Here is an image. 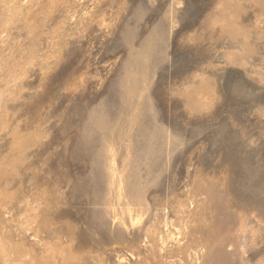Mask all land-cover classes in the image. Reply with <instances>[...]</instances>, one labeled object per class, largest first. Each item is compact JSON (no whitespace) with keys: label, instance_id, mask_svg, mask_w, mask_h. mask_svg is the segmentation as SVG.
<instances>
[{"label":"rangeland","instance_id":"1","mask_svg":"<svg viewBox=\"0 0 264 264\" xmlns=\"http://www.w3.org/2000/svg\"><path fill=\"white\" fill-rule=\"evenodd\" d=\"M0 264H264V0H0Z\"/></svg>","mask_w":264,"mask_h":264},{"label":"bare ground","instance_id":"2","mask_svg":"<svg viewBox=\"0 0 264 264\" xmlns=\"http://www.w3.org/2000/svg\"><path fill=\"white\" fill-rule=\"evenodd\" d=\"M135 194H136V193H135ZM124 197H125V196H124ZM130 197H131V196H130ZM130 197H129V200L131 199ZM137 197H138V196H137ZM127 198H128V197H127ZM134 198H135V197H134ZM134 198H133V195H132V200H133ZM135 199H136V198H135ZM137 199L139 200V198H137ZM141 199H142V198H140V200H141ZM138 200H137V201H138ZM144 200H145V198L143 199V201H144ZM126 202H127V199H126ZM140 202H142V201H140ZM146 203H147V202H146ZM146 203H145V205H146ZM126 204H127V203H126ZM135 204H136V203H135ZM133 205H134V204H133ZM129 206H131V205L129 204ZM139 207H141V205H140ZM155 209H156V208H155ZM141 210L143 211L142 208H140V211H141ZM146 210H147V209H146ZM146 210H145V211H146ZM137 212H138V211H137ZM137 212H136V213H137ZM143 212H144V211H143ZM131 220H132V219H131Z\"/></svg>","mask_w":264,"mask_h":264}]
</instances>
